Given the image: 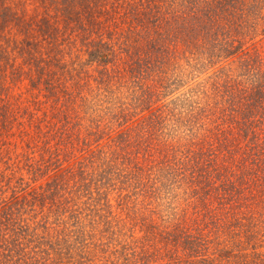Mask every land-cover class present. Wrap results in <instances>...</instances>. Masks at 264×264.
<instances>
[{
  "label": "trees",
  "instance_id": "1",
  "mask_svg": "<svg viewBox=\"0 0 264 264\" xmlns=\"http://www.w3.org/2000/svg\"><path fill=\"white\" fill-rule=\"evenodd\" d=\"M91 1L66 11L77 39L41 25L51 47L35 34L17 47L42 64L47 109L19 131L33 156L0 155V262L264 264L241 247L264 243V0ZM214 54L227 63L202 94L167 84L168 61L206 74ZM207 116L190 157L183 126L193 137Z\"/></svg>",
  "mask_w": 264,
  "mask_h": 264
},
{
  "label": "rangeland",
  "instance_id": "2",
  "mask_svg": "<svg viewBox=\"0 0 264 264\" xmlns=\"http://www.w3.org/2000/svg\"><path fill=\"white\" fill-rule=\"evenodd\" d=\"M81 1L82 0H76V3H67L61 0H0V62H3L0 63L1 65H3L2 70L0 68V117L4 118L6 114L7 122H9L7 127L9 128L10 125H13L11 131L12 135H10L9 137L8 136L9 134L5 132V130H3L6 128H3L0 124V144H1L0 155L5 154V150L8 149L9 152L12 153L13 156L20 161L26 158V152H30L31 156H33V153H31L30 146L28 145L29 143L24 142L20 138L19 131L21 129H31V122L35 120V117H44L39 115H42V112L45 109H47L46 105L43 106L42 110L40 111L39 109H37L39 108L38 102L42 98L41 92H39L37 85L40 81V79L37 78H38V74H40L41 70L39 69L42 67V64H40L39 67L37 65H34L33 67L28 66L27 63H24L22 59L19 57L20 53L17 47H22L23 45L22 40H24V38L29 34L31 36L35 34L37 40L42 44L51 43L52 41H54L55 39L49 40L42 38L43 36H41V32L39 30V27L41 25H45L46 28L50 30H55L57 36H60L61 32H65L67 36V40L70 38L77 39V35L81 34L82 32L74 30L75 23L72 22L70 28L64 26L65 23L69 21L66 11L69 10L72 11L74 4L76 5V8H78L79 5L81 4ZM90 3H92L91 0ZM227 5L226 7H228ZM218 7L220 6L218 5ZM222 8L225 9V6L223 7L222 5ZM43 22L45 24H43ZM131 23L134 22L131 21ZM259 38L260 37H258L257 39ZM51 45L52 43L50 44L49 47H51ZM62 46L64 45L62 44ZM68 56H69L68 59L71 60L72 62L73 56H77L76 58L80 60L82 53L79 52V50L77 49L74 51V54L70 52ZM219 56L220 57H218L216 54L211 56L214 61L215 68L213 70H210L209 72L207 71L206 74L197 73V71H195L194 68L188 67L186 60L182 59L181 56H179L180 65L176 69H173L170 62L168 61L167 64L164 65V71L170 74L167 84L171 86V82L173 80V77L175 76H184L187 85H191V84L195 85L196 83L202 84L200 93H198V94H202L201 91L203 89H207L208 87H210L211 79L213 80L216 79V77L221 76L222 73L220 71L219 73H217L218 72L217 70H221V68L218 67L220 65L227 63L226 62L227 59L224 57V55H219ZM195 58L197 59L199 58L200 62L208 59L207 55L206 56L203 55L202 57L196 56ZM42 61H45L44 56ZM5 62H7V67H5L6 66ZM156 62H158V60H156ZM12 68L20 69V71L23 72V74L19 75L18 77L13 76L14 78L12 77L13 79L11 78L10 81L9 75L7 73L12 72ZM200 69L204 70L205 67L204 68L200 67ZM189 73L191 74V76ZM32 79L33 81H31ZM184 89L185 87L183 86L178 91L181 92ZM2 98H4L5 100L4 99L2 100ZM162 102H164L163 99H161V103ZM30 112H32L35 115L33 117H29L28 113ZM208 117L210 116H207L204 119L201 118L198 121L197 124H200L199 125L200 129L197 130L195 129V134L193 135V137L191 136L192 134L189 133L188 131L184 132V130L188 128L183 126V135L185 133L186 136L184 135V137L186 143L187 145L191 144V150L189 154L190 157L192 150L198 147L200 138L203 137L204 132L201 130V127L205 123V120ZM12 123H16L17 125ZM216 123L208 121V125H211L213 127H215ZM16 126L17 128H15ZM170 129L172 130L171 136H175L173 127H171ZM188 134L191 136L190 138L187 137ZM210 140L214 141L213 138ZM25 169H27V167ZM27 171H28L27 172L28 175L26 176V182L33 183V185H41V186L46 184L45 179L33 180L31 178L32 171L30 167L27 169ZM109 188L111 189V187ZM110 193H111L110 195L113 198L114 196L113 190H111ZM165 203L162 199L161 208H163ZM159 211L160 213H162L161 209ZM117 212H118V208H114L113 213L116 214ZM120 213H124V211H121ZM148 215H150V213H148ZM262 240H263L262 242H264V237ZM241 247L243 249L242 252L247 253V255H252V252H254L255 249L264 252V243L261 245L254 244L249 246L247 244H242ZM107 251L108 250H106L105 252L104 250H99L97 253V257L100 255L102 256L107 255L109 253ZM205 253L208 254V252ZM93 258H95V255H93ZM97 262L101 263L100 260ZM92 263H96V260L94 259L93 262H87V264H92ZM0 264L3 263L0 262ZM53 264H55V262H53Z\"/></svg>",
  "mask_w": 264,
  "mask_h": 264
}]
</instances>
